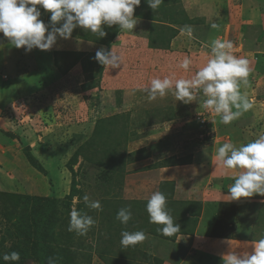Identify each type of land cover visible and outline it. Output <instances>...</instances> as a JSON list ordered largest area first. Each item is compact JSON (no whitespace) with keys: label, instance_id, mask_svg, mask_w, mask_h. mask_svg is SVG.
Listing matches in <instances>:
<instances>
[{"label":"rangeland","instance_id":"obj_1","mask_svg":"<svg viewBox=\"0 0 264 264\" xmlns=\"http://www.w3.org/2000/svg\"><path fill=\"white\" fill-rule=\"evenodd\" d=\"M72 34L103 41L81 28ZM238 35L232 38L238 40ZM256 39L264 43L263 36ZM57 42L69 46L68 39ZM233 45V54L249 61L248 81L264 84V46ZM4 48L22 61L19 72L44 71L28 85H17L11 75L12 85L6 76L0 78V257L15 251L21 256L18 264H46L48 257L56 264H222L221 256L230 247L251 251L250 243L264 236V197L228 202L227 185L215 177L220 174L213 169L217 161L208 158V148L233 139L239 147L264 133L263 113L224 125L203 107L202 90L187 104L177 101L172 90L154 101L143 91L153 78H191L210 58V47L203 54L190 50L193 64L188 71L179 67L186 54L155 68L138 61L130 65L127 55L120 59V70L99 64L95 53L62 49L54 59L52 50L49 55L42 51L46 62L32 68L13 52L16 48ZM74 64L77 68L69 73ZM250 89L243 88L248 98L254 96ZM259 89L257 97L262 98L264 85ZM197 118L207 120L208 127L201 128ZM201 136L210 138L202 141ZM203 161L212 166L205 183L161 181L162 172H157L165 168L162 177L168 178L189 170L185 164ZM229 173L234 178L236 173ZM150 188L165 194L166 206L180 225L177 234L164 236L158 231L162 225L150 223ZM85 195L99 200L102 210L87 208ZM51 199L57 202L51 204ZM39 206L45 209L41 221ZM73 207L96 220L86 235L68 231ZM123 207L132 212L127 225L116 220ZM124 230L143 231L147 238L124 248ZM0 264L9 262L0 258Z\"/></svg>","mask_w":264,"mask_h":264},{"label":"clouds","instance_id":"obj_2","mask_svg":"<svg viewBox=\"0 0 264 264\" xmlns=\"http://www.w3.org/2000/svg\"><path fill=\"white\" fill-rule=\"evenodd\" d=\"M140 3L141 0H0V33L7 39L9 47L24 48L25 52L34 48L48 51L56 45L58 38H71L76 28L98 34V38L106 35L104 26L116 25L132 33L138 23L134 10ZM146 3L156 10L163 0H146ZM41 10L50 13L48 23L41 19ZM210 27L217 29L218 25L213 22ZM181 31L189 37L192 35L190 26H185ZM4 47L0 43V49ZM209 47L210 58L191 78H153L150 86L143 89L148 100L164 97L172 90L177 101L187 104L195 101L196 94L202 90L206 97L202 102L203 107L212 110L224 125L231 124L250 110L253 103L241 92V85L249 83V61L233 54L231 40L214 39ZM94 59L109 69L120 66V56L112 50L100 48ZM192 64L193 60L185 56L179 62V67L188 71ZM208 124L207 121L204 129ZM207 138L210 137L200 140L207 141ZM216 159L223 169L236 173L234 182L228 188V202L254 195L264 197V133L239 147L231 142L223 143L216 150ZM83 200L87 208L102 210L99 200H90L88 195ZM166 205L165 194L155 191L147 200L146 211L150 223L162 225L158 231L170 237L180 232V225L174 222ZM131 218L130 207H123L116 214V220L124 225ZM95 224L96 220L86 212L75 207L71 209L68 231L83 236ZM146 238L143 231L124 230L120 244L124 248L134 247ZM250 244L251 251H236V248L230 247L221 256L222 264H264V236ZM0 258L9 264H18L21 260L20 253L15 251L5 253ZM46 264H56V259L48 257Z\"/></svg>","mask_w":264,"mask_h":264},{"label":"crops","instance_id":"obj_3","mask_svg":"<svg viewBox=\"0 0 264 264\" xmlns=\"http://www.w3.org/2000/svg\"><path fill=\"white\" fill-rule=\"evenodd\" d=\"M46 16H44L42 10L41 19L48 23L50 13H48L47 17ZM134 16L137 18L138 23L135 25L132 33L121 30L119 26L113 25L112 27L104 26L106 35L102 37L103 41L93 39L89 36H76V34H72L71 38L68 39L69 46L67 45V48H62L61 43L57 42L51 49L53 56L50 55L54 59V55H58L62 49H67L69 52L78 54L81 52L94 54L98 49L103 48L106 51L112 50L117 53L120 59L128 55L129 59L126 61H129L130 65L138 61L145 66L144 68H155L157 65L174 63L173 58L177 54H186L188 56L190 50L195 53L197 52V54H203L205 51L202 49L209 47L212 40H227L229 36L234 38L238 32L239 35L237 37L239 39H231V41H234L233 43L237 45L235 47L239 46L240 48V43L242 42L253 49L258 48L259 45L264 46L263 42L259 40L256 41L257 37L260 39L261 36H263L264 39V35L262 34V32H264V0H163V3L156 10H152L146 3V0H141L140 5L134 10ZM213 22L218 25L217 29H212L210 27ZM185 26L191 27V37L181 31ZM242 31L244 34L243 41L241 38ZM0 43L7 45V39L3 37L2 33H0ZM252 43L254 44L253 46ZM51 50L46 51L44 55H49L48 52H51ZM13 52L16 53V55L17 52L20 53L19 58L21 60H26V66H28V63H31L32 68H38L46 62L45 56H42V51L39 49L34 48L30 52H25L24 48H19L13 50ZM201 60H203V58L199 57L198 63H200ZM21 64L22 61H16V57L6 51L5 48L0 49V78L4 80L3 76H6V83L13 84V81L9 77V75H11L17 85H28V80L30 82L35 81L43 74L44 70L42 69L39 71H30V73L19 72L17 66L21 68ZM121 66L123 65H121L120 62V66L117 68H121L120 70H122L123 67ZM76 68L77 66L74 64V66L70 68L69 73ZM252 81L254 83L251 84L252 88L250 89L248 85ZM248 85L245 86L242 84L241 92L244 93L245 91L248 93V91L243 90V88L250 89V96H255H253L255 98L254 101L252 100L253 97H249V100H252L253 107L248 111V114L244 112L239 118L249 115L251 118H254L257 116L256 114L258 112H262V115H264V96L260 94L262 98L257 97L258 92H261L259 89L260 86L264 84L255 82V80L252 79ZM262 91L264 90L262 89ZM255 122L257 123V121ZM234 123H236V120H234ZM240 127H242V125ZM234 140L235 139H233L231 143L236 144L238 140ZM241 140L242 139H240V141ZM208 149L211 151V156L208 155V158L217 161V147L213 146ZM182 167L188 168L189 170L182 171L183 174H173L168 178L162 177V175L165 174V168L158 169V173L162 172L160 180H169L170 182L181 180L186 183L194 181L205 183L204 177L208 176L210 167L212 166H209V162L203 161L199 163V165L190 166L185 164V166ZM213 169L214 172L220 173L215 176L220 184L225 187L227 185L229 188L234 182V179L228 177L226 174L230 172L229 174L233 175V171H226L218 162H216V167H213ZM228 179L229 182H222V180L227 181ZM152 191L153 188H150V191L146 192H148V195H151L153 193Z\"/></svg>","mask_w":264,"mask_h":264},{"label":"trees","instance_id":"obj_4","mask_svg":"<svg viewBox=\"0 0 264 264\" xmlns=\"http://www.w3.org/2000/svg\"><path fill=\"white\" fill-rule=\"evenodd\" d=\"M28 159H29V163L34 166V161H33L32 157L29 156ZM68 197H67V199H68ZM48 202L53 204L54 202H57V200L56 199H51V200H48ZM39 210L41 212H40V215L37 214V221H41V218L43 219L44 215H45V209L43 208V206H41V207L39 206ZM39 217H41V218H39Z\"/></svg>","mask_w":264,"mask_h":264},{"label":"built area","instance_id":"obj_5","mask_svg":"<svg viewBox=\"0 0 264 264\" xmlns=\"http://www.w3.org/2000/svg\"><path fill=\"white\" fill-rule=\"evenodd\" d=\"M198 120H200V124L204 127V125L207 123V120H205L204 118L200 119L197 118ZM200 139H203V136L200 137Z\"/></svg>","mask_w":264,"mask_h":264}]
</instances>
